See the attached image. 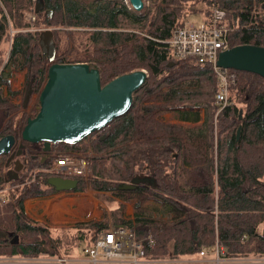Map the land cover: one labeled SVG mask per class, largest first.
I'll list each match as a JSON object with an SVG mask.
<instances>
[{
	"label": "trees",
	"instance_id": "trees-1",
	"mask_svg": "<svg viewBox=\"0 0 264 264\" xmlns=\"http://www.w3.org/2000/svg\"><path fill=\"white\" fill-rule=\"evenodd\" d=\"M40 1L39 21L30 27L24 14L37 0H0V139H15L10 154L0 156V231L12 237L0 235V258L71 257L102 232L122 228L142 244L144 261L193 259L216 245L228 259H264V79L228 70L235 81L221 108L212 64L175 60L169 45L186 18L202 13L207 24L215 11L228 29L229 48H264V0H148L138 13L128 0ZM37 26L53 33L55 63L87 64L102 86L137 70L148 75L127 113L77 145H52L49 153L42 145L19 148L28 120L24 95L28 88L40 93L51 65L40 50L41 31H32ZM7 70L26 73L22 92L12 90ZM18 96L23 105L11 102ZM166 114L181 123L167 122ZM69 155L88 162V176L52 171ZM51 177L74 179V191L106 201L101 219L53 234L27 218L24 202L52 194ZM135 178L153 183L121 190ZM147 202L168 218L150 216Z\"/></svg>",
	"mask_w": 264,
	"mask_h": 264
},
{
	"label": "water",
	"instance_id": "water-1",
	"mask_svg": "<svg viewBox=\"0 0 264 264\" xmlns=\"http://www.w3.org/2000/svg\"><path fill=\"white\" fill-rule=\"evenodd\" d=\"M128 3L137 13L144 9L143 0H128ZM41 9L42 3L37 0L34 13L38 14ZM47 14L50 16V12ZM38 43L42 54L51 65L47 69V78L38 96V113L27 120L20 132V150L25 144H36L42 145L44 153H49L52 145L79 144L127 113L134 94L147 81V73L137 70L102 86L99 72L87 64L54 62L56 46L51 30L41 31ZM216 67L247 72L264 79V48L251 45L230 48L219 53ZM30 95L31 89L28 88L24 107ZM239 134L240 128L237 130V139ZM14 145L13 136L0 139V156L10 154ZM47 183L59 192L74 191L77 186L76 180L62 177H51ZM141 183L153 182L147 178H135L129 185L121 187V190H133Z\"/></svg>",
	"mask_w": 264,
	"mask_h": 264
},
{
	"label": "built area",
	"instance_id": "built-area-1",
	"mask_svg": "<svg viewBox=\"0 0 264 264\" xmlns=\"http://www.w3.org/2000/svg\"><path fill=\"white\" fill-rule=\"evenodd\" d=\"M228 29L218 17L213 14L207 24L184 21L177 28L169 41L172 55L175 60L196 59L198 63H211L218 79L216 103L224 108L228 103V86L234 83L235 78L227 69L216 67L219 53L229 48ZM52 171L57 175L86 177L90 172L88 162L83 158H74L71 155L57 160ZM3 202V199L0 200ZM152 245V241L150 244ZM78 257H51L37 263L36 258H11L14 264H149L144 261V250L140 242H136L131 232L122 228H110L97 236L96 240L82 250ZM211 256V258H209ZM5 261L6 258H0ZM238 260L225 257L223 248L216 245L209 253L203 250L198 260L173 261L177 264H235ZM253 264H264V259H251Z\"/></svg>",
	"mask_w": 264,
	"mask_h": 264
},
{
	"label": "crops",
	"instance_id": "crops-1",
	"mask_svg": "<svg viewBox=\"0 0 264 264\" xmlns=\"http://www.w3.org/2000/svg\"><path fill=\"white\" fill-rule=\"evenodd\" d=\"M172 118L170 123L178 122L176 117ZM102 207L103 205L95 197L93 191L82 193L54 190L52 194L46 197L31 198L24 202L26 217L35 223H40L54 230L53 234H55V230L73 228L79 223L99 221L102 217ZM128 208L127 205L126 212ZM4 236L6 235L4 234ZM8 237L9 235H7ZM71 257H78L77 252ZM195 260H198V257Z\"/></svg>",
	"mask_w": 264,
	"mask_h": 264
},
{
	"label": "rangeland",
	"instance_id": "rangeland-1",
	"mask_svg": "<svg viewBox=\"0 0 264 264\" xmlns=\"http://www.w3.org/2000/svg\"><path fill=\"white\" fill-rule=\"evenodd\" d=\"M34 1H36V0H34ZM123 1H125V0H123ZM143 2H144V7L148 5V0H143ZM197 8L201 12L204 11V9H205L204 6L201 3H197ZM201 14L198 13L197 15L190 16V17L186 18L184 21L189 20L191 22L202 23ZM24 19H25V22H27L30 27H33L35 25V22L39 21V18L37 17V14H34L33 10L25 13L24 14ZM37 27L39 29H32V31L50 30L48 28H44V26H40V27L37 26ZM6 73H10V75H9L10 77L9 78H10L12 90L16 91V92H22L25 89V83H26L25 75H26V73L25 72L15 73V72H12V71L10 72L8 70L6 71ZM4 96L8 97L7 91L4 92ZM38 96H39V94H31L27 105L24 108H22L23 111H24V115H25L24 124H25L27 119L32 118V117L34 118V116H36V114L38 113V108H39ZM11 102H13L14 104H17V105L18 104L23 105V99L20 96H18L16 98H14V97L11 98ZM172 117H175V114H166L165 120L170 122L173 119ZM28 183H29V181H28ZM99 196L101 197L102 195L100 194ZM95 197H96V195H95ZM102 204H103V207H102V210H101V214H103V208L107 205V202L104 201ZM113 206H115V204ZM145 206H146L147 213L150 216H152L153 218L161 219V220H166L168 218V213L164 209H162L160 206H158L157 204H154L152 202H147V203H145ZM128 207L129 208H128V211L126 212L125 217H126V219L130 220V219H133V213H132L131 206L128 205ZM262 229H263V226H259L258 227V232H262ZM2 233L5 234L4 232L0 231V235H2ZM4 238H6L8 240H12V237H10V238L8 237L7 238V235L4 236ZM85 247H86V245H83V244H81L78 247V251H77V255L78 256H80L82 254L81 252H82V250ZM45 258L46 257H44V256L36 257V259L39 260L37 263H42ZM209 258H211V256ZM194 259L195 258H193L191 260H194ZM196 259H197V257H196ZM251 259H254V258L239 259L238 261H236L235 264H253V263L250 262ZM191 260H189V261H191ZM148 263L149 264H177V263H174L173 261H168V262L148 261ZM0 264H14V259L11 260V258H6L5 261L0 260ZM110 264H113V263H110Z\"/></svg>",
	"mask_w": 264,
	"mask_h": 264
},
{
	"label": "flooded vegetation",
	"instance_id": "flooded-vegetation-1",
	"mask_svg": "<svg viewBox=\"0 0 264 264\" xmlns=\"http://www.w3.org/2000/svg\"><path fill=\"white\" fill-rule=\"evenodd\" d=\"M33 12H34V10H33ZM35 14V13H34ZM82 64H84V63H82Z\"/></svg>",
	"mask_w": 264,
	"mask_h": 264
}]
</instances>
